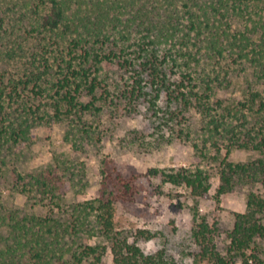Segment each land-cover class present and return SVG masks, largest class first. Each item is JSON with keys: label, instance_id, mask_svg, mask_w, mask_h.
<instances>
[{"label": "trees", "instance_id": "16d2710c", "mask_svg": "<svg viewBox=\"0 0 264 264\" xmlns=\"http://www.w3.org/2000/svg\"><path fill=\"white\" fill-rule=\"evenodd\" d=\"M3 35L14 55L24 50L18 38L33 52L17 78L0 74V152L28 137L30 117L37 119L33 101L46 91L43 77L51 72L55 117L80 119L105 104L136 111L142 103L163 129L193 109L208 118L206 140L216 153L224 145L226 153L234 148L259 155L247 162L220 160L215 197L240 184L262 187L234 214L225 254L199 218L197 257L206 264H264L258 246L264 241V0H0ZM224 87L238 96L212 105ZM101 173L98 195L67 208L59 177L35 173L24 182L18 175L19 191L45 202L48 211L4 210L0 192V264H105L107 251L113 264H175L161 250L145 254L115 229L114 204L132 199L135 178ZM148 174L184 187L194 199L208 195L210 178L200 168H151Z\"/></svg>", "mask_w": 264, "mask_h": 264}, {"label": "rangeland", "instance_id": "374dc122", "mask_svg": "<svg viewBox=\"0 0 264 264\" xmlns=\"http://www.w3.org/2000/svg\"><path fill=\"white\" fill-rule=\"evenodd\" d=\"M8 38L0 36V74L17 78L29 62L33 45L21 43L18 38L16 42L24 50L17 54L19 48H16L14 55L9 52ZM108 75L117 80L115 74ZM54 80L52 72L43 77L46 91L33 101L37 119L30 117L32 125L26 140L11 148L1 147L0 192L4 210L15 208L42 216L48 211L45 202L38 203L32 195L19 191L22 183L17 182L18 175L26 177L24 182L35 173L59 177L56 183L61 188L62 204L67 208L98 195L103 169L125 180L135 178L132 199L114 204L115 229L128 236L145 254L161 250L175 264H206L197 257L199 248L193 239L200 217L212 227L217 251L225 254L234 214L243 212L248 194L261 193L262 187L259 183L240 184L234 191L216 198L218 162L224 158L235 163L247 162L259 157L258 153L234 148L226 153L224 145L216 153L211 141L206 140L204 128L208 118L193 109L163 129L156 128V121L149 117L142 103L136 111H123V103L117 108L105 104L102 111L84 114L80 119L74 114L55 117L50 107L53 94L50 86ZM234 96L238 92L224 87L217 90L210 103ZM159 105H164L163 96ZM210 113L213 114L212 110ZM180 167L200 168L209 175L206 197L194 199L184 187L162 183L148 174L151 168ZM141 232L151 237L147 239ZM93 241L90 239L89 243ZM258 246L264 258V241H259ZM103 260L105 264H113L109 251Z\"/></svg>", "mask_w": 264, "mask_h": 264}]
</instances>
